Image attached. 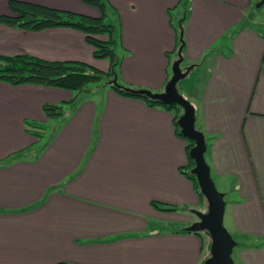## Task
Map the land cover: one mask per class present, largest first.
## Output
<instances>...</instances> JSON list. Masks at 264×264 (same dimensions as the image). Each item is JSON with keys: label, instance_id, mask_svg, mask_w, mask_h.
Listing matches in <instances>:
<instances>
[{"label": "crops", "instance_id": "obj_1", "mask_svg": "<svg viewBox=\"0 0 264 264\" xmlns=\"http://www.w3.org/2000/svg\"><path fill=\"white\" fill-rule=\"evenodd\" d=\"M11 1L0 0V57L110 69L77 30L2 24L12 16ZM16 1L101 16L83 0ZM182 1L104 0L116 26L122 86L164 91L178 58L173 12L184 11ZM261 1L190 0L183 29L182 68L192 67L196 82L180 94L206 137L239 264H264V21L252 19ZM73 97L0 81V264H203V238L187 229L207 204L182 174L189 159L175 112L102 84L82 92L61 119H47L45 104ZM25 122L54 128L41 155Z\"/></svg>", "mask_w": 264, "mask_h": 264}, {"label": "trees", "instance_id": "obj_2", "mask_svg": "<svg viewBox=\"0 0 264 264\" xmlns=\"http://www.w3.org/2000/svg\"><path fill=\"white\" fill-rule=\"evenodd\" d=\"M83 1L86 4L95 6L101 13L100 18H92L14 0L9 4L12 16L1 18V23L26 32H41L53 28H70L77 30L86 36V42L94 48V58L96 60H107L110 63V69L107 72L83 62L47 61L31 55H21L0 57V81L6 82L12 86L38 85L47 88L63 89L74 93V97L69 102L45 104L43 106V112L48 120L61 119L67 110L76 108L79 103L80 94L85 92L89 85L100 86L102 84L110 86L119 95L144 100L150 107L162 106L168 110L174 111V124L177 134L187 142L186 151L189 163L182 171V174L192 182L198 195L205 200L200 192L197 178L191 174L195 162L190 158L189 152L193 148L194 142L182 136L177 123L178 119L183 114V110L176 105L167 106L159 101L150 100L144 96H135L125 93L123 89L113 85L115 78L118 79V84H120L119 68L122 61L117 53L118 40L116 26L110 21V13L104 0ZM189 1L190 0L182 1L183 7L185 8V16ZM185 20L186 18L181 20L182 29H184ZM98 36H106L107 40H101ZM179 42L180 46L185 44L184 37ZM25 125L28 129V133L36 137L40 142L42 140L41 134L43 133V126L34 122H25ZM153 205L159 210H172L163 209L155 203ZM194 234L198 235L201 233Z\"/></svg>", "mask_w": 264, "mask_h": 264}, {"label": "water", "instance_id": "obj_3", "mask_svg": "<svg viewBox=\"0 0 264 264\" xmlns=\"http://www.w3.org/2000/svg\"><path fill=\"white\" fill-rule=\"evenodd\" d=\"M262 4H264V0L258 4V7ZM182 38L183 32L181 40ZM184 46L185 44H182L178 48V58L172 65V77L167 82L163 92L154 93L149 90L126 88L118 84L117 78L113 81V85L120 87L128 94L144 96L167 106L181 107L183 114L177 123L182 136L194 142V146L189 152L190 158L195 162L191 174L197 178L200 192L207 203L206 212L194 211L198 221L190 226L187 231L192 233L206 232L210 236V253L203 264H235L233 252L237 242L224 225L225 195L217 189L212 179L211 168L205 156L207 152L206 137L203 132L196 128L195 107L178 90V83L186 79L192 70V67L182 68Z\"/></svg>", "mask_w": 264, "mask_h": 264}, {"label": "rangeland", "instance_id": "obj_4", "mask_svg": "<svg viewBox=\"0 0 264 264\" xmlns=\"http://www.w3.org/2000/svg\"><path fill=\"white\" fill-rule=\"evenodd\" d=\"M254 12H255L254 13L255 15L252 16V19H254V21H256V22L264 21V4L261 7H259V8H255ZM184 18H185L184 11L178 10L176 12H173V22H174V25H175V27H176V29L178 31V36H179L178 39H179V41H181V34L183 32L182 25H181V20L184 19ZM110 21L112 23H114V20L110 19ZM259 28H261V27H259ZM262 29H264V28H261L260 30H262ZM120 52H121V50H120L119 45H118L117 53H118L119 56H120ZM172 65H173V63L171 64V66L169 68L170 77H172ZM182 67H183V63H182ZM195 73L199 74V71H195ZM195 82H196L195 75H190L188 78L180 81L178 83V89H179L180 93L181 94L183 93V87L185 85H191L192 86V85L195 84ZM92 86L93 85H89L88 88H91ZM186 96H187V94H186ZM55 124H57V123H55ZM42 126H43V129H42L43 133L41 134V139H42L41 143L39 142L38 144L35 145L38 148V151L36 153H39V155H41V153L44 152L45 149L47 148V143L49 142V138L51 137V134L54 131V128L49 127L48 125L42 124ZM196 127L199 128V123L198 122L196 124ZM217 189L221 192V189L218 186H217ZM221 193H223V192H221ZM206 206L205 207L201 206L199 209L206 211ZM224 225H225L226 229L228 230L229 227H230L229 222L226 221V223H224ZM200 235L203 238V250H204L203 253L205 255L204 257H207L209 255V253H210L211 239H210V236L208 235V233H206V232H202ZM239 253H240V250L237 249V247H236L234 249V252H233V259H234V261H236V264H239Z\"/></svg>", "mask_w": 264, "mask_h": 264}]
</instances>
